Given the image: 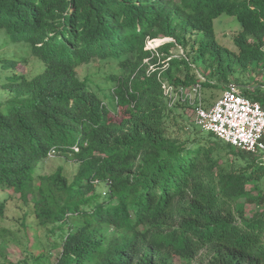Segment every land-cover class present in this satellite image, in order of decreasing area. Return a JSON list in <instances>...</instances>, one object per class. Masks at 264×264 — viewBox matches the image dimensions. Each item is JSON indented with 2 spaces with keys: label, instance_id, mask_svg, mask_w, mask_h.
Returning <instances> with one entry per match:
<instances>
[{
  "label": "trees",
  "instance_id": "1",
  "mask_svg": "<svg viewBox=\"0 0 264 264\" xmlns=\"http://www.w3.org/2000/svg\"><path fill=\"white\" fill-rule=\"evenodd\" d=\"M221 15L240 25L236 51L215 40ZM0 30L8 36L0 48L24 45L43 65L16 72L28 59L20 47L0 58L9 74L0 76L8 94L0 102V228L14 195L22 227H41L50 239L47 254L2 264H191L205 248L214 254L207 264H264V163L211 134L168 136L174 109L186 105L168 107L159 72L147 73L167 64L162 78L198 83L205 108L230 82L264 108L259 77L238 76L264 68V0H0ZM155 38L169 39L159 62L144 48ZM174 47L190 60L172 58ZM205 50L197 76L194 59ZM89 66L108 68L105 89L78 77ZM50 153L77 163L71 181L62 167L38 173Z\"/></svg>",
  "mask_w": 264,
  "mask_h": 264
},
{
  "label": "rangeland",
  "instance_id": "2",
  "mask_svg": "<svg viewBox=\"0 0 264 264\" xmlns=\"http://www.w3.org/2000/svg\"><path fill=\"white\" fill-rule=\"evenodd\" d=\"M213 26L216 42L220 46L225 47L230 51H236L232 42L233 36L240 32V25L236 21V19L234 17L221 15L214 21ZM3 39L7 40L8 36L5 34L4 30H0V41H2ZM196 39L198 40V43L194 46L192 40L189 39V48H193L194 50L193 56H197L199 54L197 52V49L199 48V42L202 39V36L196 35ZM19 47L8 46L0 48V58H2L3 56H5L6 58H11L13 54L19 52V58L28 59L24 65L20 62L17 63L15 67L16 72L24 73L27 76H30L33 72L34 73L32 75L36 74L37 72H41L43 69L42 63L36 58L29 55V49L26 46L20 45ZM187 52V49L182 51V49L174 47L169 55H171L172 58H181L185 55L187 56V59L190 60V57L188 56ZM194 60L196 67L193 69V74H196L197 76L198 74L204 76L201 73V70L204 69L205 66L208 64V51H204L203 58H196ZM180 68L182 69V67ZM107 70V67L100 69L94 66L80 67L77 69V74L81 80L85 79V77H88L94 84H97L100 89H105L107 85L103 83V78H101L100 76L101 74H103L104 71ZM180 70L179 72H177L178 70L176 71L177 75L183 76V73ZM7 75H9L7 72L0 73V76L2 77H5ZM238 76H243L245 78H247V76H252L253 78L257 76L259 78L257 79L256 84L262 85L264 87V68H260V71L250 70L247 74L240 73L238 74ZM92 89L96 90V88L94 87H92ZM102 92L109 96V91L103 90ZM218 92L220 94V90H218ZM7 98L8 94L6 92L0 91V102H4ZM213 99H215V97ZM106 102L109 105L111 103V106L114 108V105L112 104L113 101L111 98H109ZM183 105L186 106L174 109L175 118L174 121H171L168 124V136L175 137L181 142H192L193 138H195V135L202 134L200 136H203L205 135V133L199 132L196 126L194 125V118L191 106L188 104ZM113 118L117 120L118 115H113ZM227 160L228 163H231L235 168L244 165L240 159H234L233 157H229ZM77 166V163H75L74 161L67 160L59 155H55L40 163L38 167V173L47 175L53 173L58 167H62L64 175L69 181H71L76 173ZM260 186L262 189H264V181L261 183ZM102 188L103 187L100 186L99 190L104 191ZM5 197H7V194L0 190V202H2ZM14 197L15 196L13 195L11 197V199L13 198V200L8 201L6 211L7 219L5 220V222H3L1 227L4 230V233H2L0 237V264H2L4 261L16 263L17 261L23 260L25 258L31 261L34 257H37L41 254H47L50 249V239L45 236V229L36 226L22 227L21 216L23 214V208L19 207V203ZM248 210L253 211L255 210V207L251 206ZM27 222L28 224H33L31 223V220H28ZM213 255L214 254L209 249H201L195 256L194 260L191 261V264H197L200 262H202L203 264H207L210 259L213 258Z\"/></svg>",
  "mask_w": 264,
  "mask_h": 264
},
{
  "label": "built area",
  "instance_id": "3",
  "mask_svg": "<svg viewBox=\"0 0 264 264\" xmlns=\"http://www.w3.org/2000/svg\"><path fill=\"white\" fill-rule=\"evenodd\" d=\"M169 39H146L145 50L159 62L158 48ZM145 60L144 63H147ZM167 64L160 68L163 70ZM160 68L149 65L147 73H157L162 97L168 107L178 103L191 106L194 125L202 133L213 135L231 147L251 154L264 163V108L255 101L242 95L243 87L230 82L222 90L221 96L209 108L201 99V87L197 83L191 87L168 84L161 76ZM251 89V88H250ZM50 153L48 158L53 157Z\"/></svg>",
  "mask_w": 264,
  "mask_h": 264
}]
</instances>
